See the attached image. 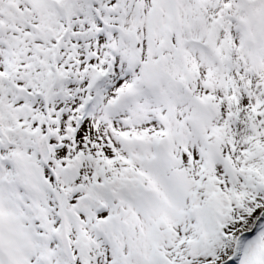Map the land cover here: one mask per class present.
I'll list each match as a JSON object with an SVG mask.
<instances>
[{"label": "snow or ice", "instance_id": "obj_1", "mask_svg": "<svg viewBox=\"0 0 264 264\" xmlns=\"http://www.w3.org/2000/svg\"><path fill=\"white\" fill-rule=\"evenodd\" d=\"M0 264H264V0H0Z\"/></svg>", "mask_w": 264, "mask_h": 264}]
</instances>
